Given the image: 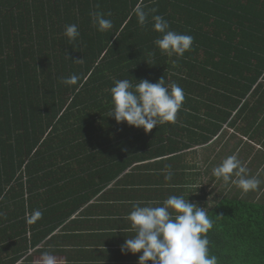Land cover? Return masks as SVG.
<instances>
[{
	"label": "trees",
	"instance_id": "trees-1",
	"mask_svg": "<svg viewBox=\"0 0 264 264\" xmlns=\"http://www.w3.org/2000/svg\"><path fill=\"white\" fill-rule=\"evenodd\" d=\"M97 12L111 13L110 29L97 31ZM153 15L194 38L182 57L155 46ZM71 75L78 84H63ZM162 76L185 94L176 123L145 132L107 116L115 80ZM233 154L261 180L256 190L212 175ZM171 195L205 207L217 264H264V0H0V264L44 253L138 264L141 253L121 252L130 222L103 225L107 202L123 217L132 202L160 206ZM78 211L84 219L66 223Z\"/></svg>",
	"mask_w": 264,
	"mask_h": 264
},
{
	"label": "clouds",
	"instance_id": "clouds-1",
	"mask_svg": "<svg viewBox=\"0 0 264 264\" xmlns=\"http://www.w3.org/2000/svg\"><path fill=\"white\" fill-rule=\"evenodd\" d=\"M132 11L139 25L144 26L149 12L141 4ZM105 15L110 16L111 13L93 14L97 31L104 32L112 27L111 20L106 19ZM152 20L153 31L162 34L154 40L161 54L182 57L191 49L194 39L191 35L170 30L168 21L161 15H153ZM64 36L68 44L73 45L80 36L78 26L66 25ZM79 79V76L71 75L64 78L62 83L77 85ZM76 90L79 91V87ZM110 94L111 108L107 116H112L117 123L126 122L129 126L143 128L145 132L161 124L176 123L177 113L185 100L183 89L176 83L166 85L163 76L155 83L147 79L135 84L128 79L115 80ZM212 175L224 184L235 185L242 194L256 190L261 184L258 177L248 175V169L235 154L227 156L215 166ZM172 176L169 166L165 179L171 180ZM152 204L132 202V210L123 219L130 222V231L134 235L125 239L121 245L122 253H141L138 264H147L149 261L152 264H217V257L209 254L207 233L212 229L213 221L208 217L205 207L177 195L169 196L160 206ZM41 216L42 212L36 210L28 222L33 223ZM43 264H56V260L44 253Z\"/></svg>",
	"mask_w": 264,
	"mask_h": 264
},
{
	"label": "crops",
	"instance_id": "crops-1",
	"mask_svg": "<svg viewBox=\"0 0 264 264\" xmlns=\"http://www.w3.org/2000/svg\"><path fill=\"white\" fill-rule=\"evenodd\" d=\"M107 202V201H106ZM105 202V203H106ZM107 204H108V209H109V212H106V217H102V221H105V222H107V224H103V225H107L106 227H110V228H112V227H114V225L116 224L117 225V220H120L121 218H123L124 216H125V214H123V217H122V213H121V207L119 208V203L118 202H114L113 203V201H109V202H107ZM116 206H118V207H116ZM99 216V215H98ZM83 216H81L80 214H79V211L78 212H76V213H73L70 217H69V219L68 220H66V223L69 221V220H72V219H84V218H82ZM65 223V224H66ZM58 232H60V231H58V228L52 233V234H54V233H58ZM98 231L97 230H95L94 229V234H96ZM113 232H115V233H113V234H115V238H117L119 235L117 234V231H113ZM128 235H130V234H128ZM114 236H110V241L111 242H114ZM127 238H129V237H127ZM49 255H51V256H53V257H60L62 260H64V256L61 254H49ZM55 255V256H54ZM37 257H42L43 258V254L42 255H35L34 256V262H35V260L37 259ZM35 264H36V262H35Z\"/></svg>",
	"mask_w": 264,
	"mask_h": 264
},
{
	"label": "rangeland",
	"instance_id": "rangeland-1",
	"mask_svg": "<svg viewBox=\"0 0 264 264\" xmlns=\"http://www.w3.org/2000/svg\"><path fill=\"white\" fill-rule=\"evenodd\" d=\"M245 139H243L244 141ZM56 260V264H63V260L60 257H54ZM36 264H43V258L42 257H37L35 260Z\"/></svg>",
	"mask_w": 264,
	"mask_h": 264
}]
</instances>
